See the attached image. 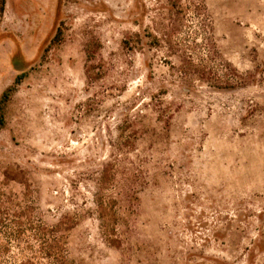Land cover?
I'll use <instances>...</instances> for the list:
<instances>
[{
	"label": "rangeland",
	"instance_id": "374dc122",
	"mask_svg": "<svg viewBox=\"0 0 264 264\" xmlns=\"http://www.w3.org/2000/svg\"><path fill=\"white\" fill-rule=\"evenodd\" d=\"M0 264H264V0H0Z\"/></svg>",
	"mask_w": 264,
	"mask_h": 264
},
{
	"label": "trees",
	"instance_id": "16d2710c",
	"mask_svg": "<svg viewBox=\"0 0 264 264\" xmlns=\"http://www.w3.org/2000/svg\"><path fill=\"white\" fill-rule=\"evenodd\" d=\"M3 6H4V0H1V10H3ZM195 7V6H194ZM204 21V20H203ZM203 25H204V23H203ZM135 36H136V38H137V40L139 41V35L138 34H134ZM154 39H157L156 37L154 38ZM18 79L19 78H17V81H18ZM9 92H10V90H7V91H5L4 93H3V99L4 98H6L7 97V95L9 94ZM128 182H129V180H128ZM130 183V182H129ZM127 187H128V189H130V186L128 185V183H127Z\"/></svg>",
	"mask_w": 264,
	"mask_h": 264
}]
</instances>
